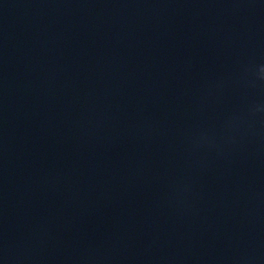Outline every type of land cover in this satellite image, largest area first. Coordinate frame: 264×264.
I'll list each match as a JSON object with an SVG mask.
<instances>
[{"label":"clouds","instance_id":"obj_1","mask_svg":"<svg viewBox=\"0 0 264 264\" xmlns=\"http://www.w3.org/2000/svg\"><path fill=\"white\" fill-rule=\"evenodd\" d=\"M261 72L264 73V68H261Z\"/></svg>","mask_w":264,"mask_h":264}]
</instances>
